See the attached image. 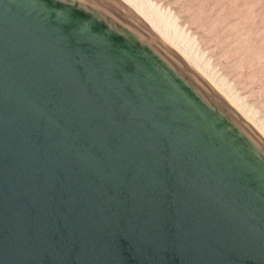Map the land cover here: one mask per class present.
Instances as JSON below:
<instances>
[{"label":"water","instance_id":"water-1","mask_svg":"<svg viewBox=\"0 0 264 264\" xmlns=\"http://www.w3.org/2000/svg\"><path fill=\"white\" fill-rule=\"evenodd\" d=\"M106 8L0 0V264H264V142Z\"/></svg>","mask_w":264,"mask_h":264},{"label":"rangeland","instance_id":"rangeland-1","mask_svg":"<svg viewBox=\"0 0 264 264\" xmlns=\"http://www.w3.org/2000/svg\"><path fill=\"white\" fill-rule=\"evenodd\" d=\"M85 1L107 12L106 6L112 7L128 25L131 23L148 37L156 33L162 43L160 36L166 35L177 52L182 51L187 60L195 64L193 67L186 60L188 66L197 67L207 78L193 69L198 76L206 78L203 80L209 82L212 89L217 87L213 89L215 92H225H218L225 100L232 99L242 106L264 131V0ZM230 106L239 114L237 107Z\"/></svg>","mask_w":264,"mask_h":264},{"label":"bare ground","instance_id":"bare-ground-1","mask_svg":"<svg viewBox=\"0 0 264 264\" xmlns=\"http://www.w3.org/2000/svg\"><path fill=\"white\" fill-rule=\"evenodd\" d=\"M127 1V0H126ZM132 3H133V1H132ZM131 3V4H132ZM130 4V3H129ZM142 4V3H141ZM140 4V5H141ZM133 5V4H132ZM134 5H135V3H134ZM130 7V6H129ZM142 8V7H141ZM138 9V8H137ZM142 10V9H141ZM140 10V11H141ZM139 11V10H138ZM144 11V10H143ZM148 11V10H147ZM138 13V12H137ZM142 13V12H141ZM155 13V12H154ZM146 14V13H145ZM132 15H134V14H132ZM131 15V16H132ZM136 16H137V14H136ZM135 16V17H136ZM147 16V15H146ZM132 18H134V17H132ZM137 18V17H136ZM149 18H151V17H149ZM145 19H146V17H145ZM160 19V18H159ZM126 20V19H125ZM138 20H139V18H138ZM137 20V21H138ZM151 20V19H150ZM141 23H142V21L141 20H139ZM157 21V20H156ZM159 21V20H158ZM148 22V21H147ZM150 23V22H149ZM154 23V22H153ZM152 23V24H153ZM159 23V22H158ZM155 24H157V22L155 23ZM160 24V23H159ZM130 25H131V23H130ZM142 25H143V23H142ZM155 26V25H154ZM162 26V25H161ZM170 27V26H169ZM152 28V27H151ZM155 28H156V26H155ZM165 28V27H164ZM157 29V28H156ZM147 30H149L148 29V27H147ZM155 30V29H154ZM158 30H161V29H158ZM164 30V29H163ZM166 30V29H165ZM150 31H152L151 29H150ZM162 31V30H161ZM163 32V31H162ZM161 32V33H162ZM154 33V32H153ZM166 33V32H165ZM170 33V32H169ZM162 34H164V32L162 33ZM152 35V34H151ZM169 35V34H168ZM160 36V35H159ZM166 36V35H165ZM165 36H160V38H163V40H164V42L162 43L160 40H159V38H157V36H156V33H155V35L153 34V36H151V37H153L154 38V40H156V41H158V43L162 46V48L172 57V58H175V59H181V60H184L185 58V60H184V62L188 59L187 57H185L184 55H183V53H182V51L181 52H177V51H179V50H177L176 49V47H174V46H172L173 44L171 43V41H169V39H168V37H167V39L165 38ZM174 38H176V37H174ZM162 40V41H163ZM174 40V39H173ZM183 44V43H182ZM177 45V44H176ZM179 47V46H178ZM185 48V47H184ZM176 49V50H175ZM189 49V48H188ZM185 50V49H184ZM186 55V54H185ZM181 56V57H180ZM185 58H184V57ZM182 57L184 58V59H182ZM189 57V56H188ZM187 62H189V63H191V65L193 64L192 62H190L189 60H187ZM186 63V62H185ZM187 64V63H186ZM188 65V64H187ZM194 66L193 67H195V64H193ZM190 68H191V66H189ZM191 69H197V70H199L200 71V69H198L197 67L196 68H191ZM196 74H197V71H195V70H193ZM201 72V71H200ZM200 75V74H199ZM201 75H204L202 72H201ZM206 85H208L210 88H211V85H209L208 83H206L205 81H206V75H204L203 77H206V78H203L202 76V78L200 77V76H198ZM203 79H205V81L203 80ZM209 81H211V80H209ZM211 83V82H210ZM213 86H215L214 85V82L212 83V87ZM217 86V85H216ZM220 86V85H219ZM215 87H213V89H214ZM217 88V87H216ZM216 88H215V90H216ZM212 89V88H211ZM212 89V90H213ZM214 91V90H213ZM218 92L220 91V90H217ZM223 91V90H222ZM218 92H216V93H218ZM221 92V91H220ZM219 92V94H221ZM225 93V92H224ZM224 93H222V94H224ZM221 96V95H220ZM222 96H224V95H222ZM224 100H225V98H223ZM226 99H228L227 97H226ZM229 101H227V100H225L227 103L228 102H230L231 101V103H229V105L231 104V105H234V107H237V109H239L238 110V112H239V114L240 115H242L243 114V116H239V114L237 113V111H235L232 107V109L237 113V115H238V117H239V119L240 120H242L249 128H251L258 136H259V138L264 142V131L262 130V129H259V127H257V125L255 124V122L250 118V116H249V114H247L246 112H244V110H242L243 108H241L236 102H234L232 99H228ZM239 106V107H238ZM251 123V124H250ZM254 126V127H253ZM257 131H256V130Z\"/></svg>","mask_w":264,"mask_h":264}]
</instances>
